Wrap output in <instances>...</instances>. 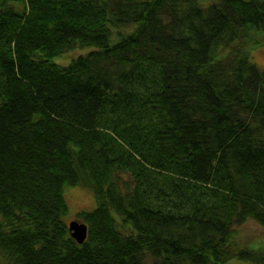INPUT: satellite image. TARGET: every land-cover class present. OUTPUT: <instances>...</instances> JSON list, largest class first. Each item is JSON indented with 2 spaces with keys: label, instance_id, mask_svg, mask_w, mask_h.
<instances>
[{
  "label": "trees",
  "instance_id": "obj_1",
  "mask_svg": "<svg viewBox=\"0 0 264 264\" xmlns=\"http://www.w3.org/2000/svg\"><path fill=\"white\" fill-rule=\"evenodd\" d=\"M254 32L264 0H0V264H264Z\"/></svg>",
  "mask_w": 264,
  "mask_h": 264
},
{
  "label": "rangeland",
  "instance_id": "obj_2",
  "mask_svg": "<svg viewBox=\"0 0 264 264\" xmlns=\"http://www.w3.org/2000/svg\"><path fill=\"white\" fill-rule=\"evenodd\" d=\"M204 5L210 4L213 0H199ZM248 48L252 60L264 68V33L254 32L252 39L248 43ZM79 53V50L65 54L61 59L65 62L70 60L72 55ZM65 196L69 204V210L64 215V219L71 222L75 219L80 210L92 209L97 205L96 197L92 187L87 185H67ZM234 241L237 248H249L253 250H264V226L255 219H248L241 225L236 226ZM228 264H258L255 261L235 257Z\"/></svg>",
  "mask_w": 264,
  "mask_h": 264
},
{
  "label": "water",
  "instance_id": "obj_3",
  "mask_svg": "<svg viewBox=\"0 0 264 264\" xmlns=\"http://www.w3.org/2000/svg\"><path fill=\"white\" fill-rule=\"evenodd\" d=\"M70 229L73 236L79 241L82 242L86 239L88 234V225L85 222H81L78 219H73L70 222Z\"/></svg>",
  "mask_w": 264,
  "mask_h": 264
}]
</instances>
